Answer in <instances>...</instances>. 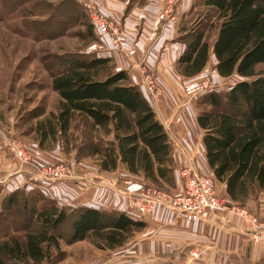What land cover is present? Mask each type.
<instances>
[{
	"label": "trees",
	"instance_id": "1",
	"mask_svg": "<svg viewBox=\"0 0 264 264\" xmlns=\"http://www.w3.org/2000/svg\"><path fill=\"white\" fill-rule=\"evenodd\" d=\"M203 4L219 15L217 32L212 43L203 32L183 40L186 46L177 69L185 77L196 76L211 51L220 77H238L226 92L208 94L210 110L195 121L203 131L208 167L225 183L229 200L243 206L249 194L264 191V0ZM27 12L25 17L31 15ZM86 30L94 40L92 27ZM91 54L60 59L51 73L50 86L59 100L55 111L35 122L40 147L47 137L59 135L66 141L80 117L89 122L91 132L113 135L107 142L92 140L101 170L113 171L121 164L150 185L174 186L173 145L148 98L127 71H115L111 58ZM10 211L14 223L7 216ZM69 218L70 232L64 235L60 229ZM144 227L123 211L58 207L39 188H17L0 200V264H44L62 253L61 243L87 239L101 250H115L128 241L133 229Z\"/></svg>",
	"mask_w": 264,
	"mask_h": 264
},
{
	"label": "rangeland",
	"instance_id": "2",
	"mask_svg": "<svg viewBox=\"0 0 264 264\" xmlns=\"http://www.w3.org/2000/svg\"><path fill=\"white\" fill-rule=\"evenodd\" d=\"M176 1L94 0L101 14L105 15L103 8L116 13V20L105 16L119 31L121 27L123 30L126 29L124 23L127 19L135 21L130 29L132 33L127 34L128 40L136 43L139 38L142 39L143 43L140 44L143 47L142 61L149 60L148 62L161 70L160 75L164 84L161 87L156 82L158 74H152L154 84L160 94H155L156 97L153 96L149 100L154 102L163 96V98L167 96L168 100L173 99L172 102L168 101L170 108L167 107V115L170 119L172 117L168 125L169 128L174 124L182 128L180 130L183 132V140L187 145L184 144L172 150L174 162L179 159V156L184 161L186 155L192 154L195 157L203 149L201 143L199 144L203 131L197 126L195 118L201 112L210 110L207 97L209 93L226 92L238 79L236 75L228 78L220 77L214 72L211 62H208L202 73L193 77L181 75L176 61L172 62L173 64L170 63L168 67L162 66L161 61L165 60L164 49L168 43L178 40L188 42L200 32H203V38L206 41L212 43L220 23L215 8L205 6L204 0H192L193 6L187 17L180 20L174 36L170 37V34H173L171 33L172 26H170L173 20L171 14ZM25 11L31 15L25 17ZM165 12H167L166 18L162 19L160 14ZM86 26L92 27L84 0H0V136L6 143L7 150L8 142L15 139L23 152L22 161H20L8 150L17 168H24L25 171L31 172V180H27L25 188H21L28 191L29 188L36 186L42 187L48 198L59 193L68 194L65 198L59 197L58 201L53 199L58 207L70 206L72 209H77L82 204H86L89 192L81 190L82 186L79 184L86 183L87 178L91 181L88 182L90 184L87 188L94 187L93 182L97 181L95 194L97 199L105 197L104 182H106L119 190V192L113 191V198L119 201L117 197H122L125 200V206H127L126 197L130 194L134 198L141 197L151 202L146 216L133 217L144 222L145 227L133 229L128 235L130 236L128 241L120 248L101 250L90 239L70 245L61 243L62 253L53 254V257L44 264H130L129 260L132 259H129V256L135 253L141 259H155L154 257L157 256H153L152 252H144L148 248H142V254L134 252L132 248L147 243L148 246L150 244L151 249L153 240L167 241L170 238L164 239V236L159 234V228L151 230V223L148 221L152 219L154 210L157 207L161 210L167 209V206L162 204L166 201L154 196L152 191L170 196L176 195L180 191L181 181L178 188L175 183L174 186H170V183L165 182H161L160 186H154L143 180L141 176L131 175L126 169L123 171L121 167L112 172L101 170L99 158L93 152L94 142L92 140L101 139L107 142L112 140L113 135L112 133L104 134L100 130L97 131L98 129L94 133L91 132L89 122L80 117L73 122L66 141L59 135L54 139L47 137L40 147L39 137L34 130L35 122L55 111L58 105V95L51 89L50 83L51 73L58 68L60 59L68 61L75 57L79 58L80 54L90 53L98 56L94 48L96 44H102V41L93 28L92 33L96 40L90 38L87 35ZM167 30L170 31L168 35L163 34ZM120 40L119 35V42ZM189 122L193 124V127ZM186 150H189L191 154L186 153ZM177 162V167H175L176 164L174 165V174L180 180L179 173L183 162ZM59 165L66 166L69 173L63 177L43 173L44 167L54 173ZM194 168L199 171L196 164ZM13 177H9L8 181L12 183ZM0 178H6L1 171ZM37 181L42 182L41 185ZM5 184L6 181L0 184V200L10 193L3 189ZM136 184H141L143 187L139 191H134L132 188ZM229 204L238 205L232 202ZM243 207L253 213L254 206L244 205ZM11 215L14 213L11 211L7 213L10 223H14L15 218ZM15 217H18V210L15 211ZM69 221L71 218L60 229L64 235L70 232ZM161 225L162 223L159 222V226ZM163 226L166 227V224ZM249 239L251 240L250 237ZM203 246L207 247L200 248V246L198 249L203 250L206 255L207 249L214 245ZM129 249L130 251L126 252ZM189 251L190 249L186 252L188 256H190ZM246 259L244 257L241 264H253ZM194 261L191 259L189 264ZM169 262L165 259L158 264H171Z\"/></svg>",
	"mask_w": 264,
	"mask_h": 264
},
{
	"label": "crops",
	"instance_id": "3",
	"mask_svg": "<svg viewBox=\"0 0 264 264\" xmlns=\"http://www.w3.org/2000/svg\"><path fill=\"white\" fill-rule=\"evenodd\" d=\"M192 6V0H177L176 3L174 2V6L172 8L173 12L171 14L173 20L170 22V26H172L171 33L173 32V34H170V37L174 36V33L176 32V26H178L180 20L187 17ZM103 10L105 12L103 13L106 16H108L110 19L116 20V13L106 10V8H103ZM134 24L135 21L127 19L124 23L126 29L124 28L125 30H123V27L120 28L121 40L119 45H114V43L108 36L103 37L102 35L98 34L97 31L94 30L95 34L100 37V41H102V44H96L94 49L98 56L111 58L115 70L127 71L133 84L138 85L143 95L148 98L142 84L140 83L139 66H145L148 72L153 75L158 74L156 82H158L161 87L164 83L161 79L160 68L156 67L153 63L148 62L149 60L147 62L142 61L143 47L142 45H140L141 43H143L142 39L139 38L138 42L136 43L130 42L128 40L127 34L132 33L130 29L134 26ZM169 32L170 31L167 30L163 32V34L167 33L166 35H168ZM185 46L186 44L183 40L168 43L167 47L164 49L163 54L165 60L162 59V66L165 65L166 67H168L170 63L173 64L172 62L175 61L177 63L178 58L185 50ZM208 62H211L213 70L214 72H216L214 69L215 59L211 54V51ZM205 69L206 66L200 73H202ZM165 94L167 95L166 91ZM163 97L159 98L157 101L154 102H152L148 98V101L155 112L157 120L164 126L168 137L173 145V150H176V147H179L184 144L185 146L187 145L183 140L184 135L183 132H181L182 128H179L176 124L172 125L169 128L168 124L172 121V117L170 119V117L167 115V107H169L168 101L172 102L173 99L168 100L167 96L166 98ZM189 123L190 126L193 127V124L191 122ZM200 143L203 149L200 150L199 153L195 155V157L189 152V150L188 152H185L191 154L194 157L196 167L199 169V171L205 174L213 175L205 159V150L202 144V138L199 140V144ZM5 146L6 143L2 140V137L0 136V171L3 173L4 176H6V184L4 185L3 189H5L6 192H11L17 188H25L27 180H31V172L25 171L24 168H17V164L11 158ZM178 158L179 159H176V161L174 162V165L176 164L175 167H177V161H181L184 163L182 157L179 156ZM118 167H121L123 171L125 170V167L121 164H119L117 168ZM11 176H14L12 178V183L10 180L8 181V178ZM214 179L218 195L223 198L226 202H232L231 200H229L226 194L225 183L217 180L215 177ZM173 180L176 187H180V180L177 178L176 174H173ZM89 181L90 180L87 178L86 183L79 184L80 186H82V189H79L87 190V192H89V194H87L88 198L86 204H82L80 207H92L101 208L103 210L111 209L123 211L126 212L127 215L131 218H136V214L128 212L125 206V200H123L122 197H117L119 201L113 198V191L119 192L117 188H115L113 185H109L104 182V188L106 192L105 197L103 199H97L95 198V194L97 191V181L93 182V184L95 185L94 187L87 188V186L90 184L88 183ZM37 183L41 185L42 182L37 181ZM142 187L143 186L141 184H136L135 186H133L132 189L140 190ZM34 188H39L46 195L42 187L36 186ZM63 195V193H59L56 196H51V198L58 201L59 197L65 198L66 196H68V194H65L64 196ZM243 204L246 207L254 206L253 213L260 218H264V191L252 192L251 194H249ZM159 210H161V208L157 207L153 212L154 215L152 216V219L148 221L151 223V230L159 228V234L164 236V239L166 237L167 239L169 237L170 238L167 241L153 240L151 249L150 244L148 246L147 243L143 244L142 246L136 245L135 248H132L134 252H139L142 254L143 251H141V249L148 248L144 252H152L153 256L157 257H154L155 259L149 260L147 258L141 259L135 253L134 255L129 256V259H132L135 262L134 263L132 260H129L130 264H158L161 263V261H165V259L170 261L169 263L171 264H189L191 259H189V256L186 254L187 250L190 249L191 251L200 246V248L207 247L203 245L208 244H213L214 246L211 248L209 247L207 249L206 255L204 254L201 259H198L197 261L195 260L194 262H192V264H241L242 259H244V257L247 258L246 261L251 262L253 264H264V243L250 240L249 237L246 235V229L244 228V225L238 220L236 216H233L232 214L226 215L224 212L218 211L217 213L206 215L204 218L197 222H188L187 220L183 219L182 216L175 214L169 209H164L166 212H164V210ZM159 222L162 223L161 226H159ZM153 224H156V226H153ZM164 224H166V227L163 226ZM182 241L188 243H183ZM213 241L215 242L212 243ZM130 249L126 250V252H129Z\"/></svg>",
	"mask_w": 264,
	"mask_h": 264
},
{
	"label": "built area",
	"instance_id": "4",
	"mask_svg": "<svg viewBox=\"0 0 264 264\" xmlns=\"http://www.w3.org/2000/svg\"><path fill=\"white\" fill-rule=\"evenodd\" d=\"M84 6L87 9V15L94 30L103 37L108 36L114 45H119V29L110 22L109 18L100 13L94 0H84ZM166 13L160 14L162 19L166 18ZM139 75L140 83L149 99L153 98L155 94H160L154 84L152 74L148 72L145 66H139ZM7 147L18 160L22 161L23 152L15 139L8 142ZM186 151L188 152V150ZM184 159L185 161L179 173L181 181L180 191L176 195L170 196L153 190L154 196L166 201V203L162 204L166 205L167 209L182 216L188 222H197L206 215L217 213L218 211H222L226 215L232 214L244 225L246 235L251 240L264 243V218L256 216L243 206L230 205L218 195L214 176L212 174H203L196 170L194 168L195 161L191 155H186ZM43 173L63 177L69 171L66 166L59 165L54 173L50 172L47 167L43 168ZM4 181L5 179L0 178V184ZM134 191L139 190L135 189ZM126 204L129 212L141 217L146 216L151 207L150 200L141 197L134 198L131 194L126 197ZM189 255L190 259L198 260L204 256V251L196 248L191 250Z\"/></svg>",
	"mask_w": 264,
	"mask_h": 264
}]
</instances>
